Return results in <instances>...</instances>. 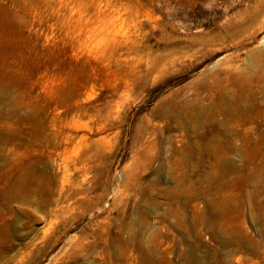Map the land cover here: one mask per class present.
<instances>
[{"label": "rangeland", "instance_id": "rangeland-1", "mask_svg": "<svg viewBox=\"0 0 264 264\" xmlns=\"http://www.w3.org/2000/svg\"><path fill=\"white\" fill-rule=\"evenodd\" d=\"M0 264H264V0H0Z\"/></svg>", "mask_w": 264, "mask_h": 264}]
</instances>
